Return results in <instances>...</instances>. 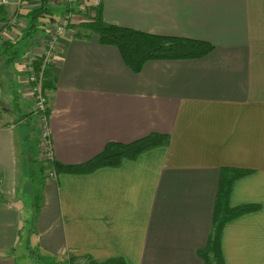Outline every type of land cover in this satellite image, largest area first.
<instances>
[{"label":"crops","instance_id":"obj_1","mask_svg":"<svg viewBox=\"0 0 264 264\" xmlns=\"http://www.w3.org/2000/svg\"><path fill=\"white\" fill-rule=\"evenodd\" d=\"M47 3L58 11L55 20L68 9L62 0ZM39 4L0 5L2 72L9 65L3 66V55L16 52L22 39L36 38L27 55L52 31L54 21L45 18L27 36V14ZM100 6L108 23L204 40L213 48L199 57L149 59L134 71L115 45L83 30L76 10L50 69L53 87L45 90L53 160L84 164L109 142L132 143L153 133L168 142L91 172L46 171L40 189L28 187L31 196L23 198L25 135L16 127L24 121H0V264H17L18 248L22 264L43 261L33 252L74 255L87 264L119 258L125 264H206L201 252L213 232L227 168L244 172L233 182L229 205L255 208L223 226L224 264H264V0H101ZM5 41L13 47L7 50ZM16 71L12 79L0 75V83L23 99L17 111L33 101L23 66Z\"/></svg>","mask_w":264,"mask_h":264},{"label":"trees","instance_id":"obj_2","mask_svg":"<svg viewBox=\"0 0 264 264\" xmlns=\"http://www.w3.org/2000/svg\"><path fill=\"white\" fill-rule=\"evenodd\" d=\"M39 6L32 8L27 16L29 18V27L27 36H34L37 30L47 18L55 20L53 10L48 6L47 0H39ZM101 6L97 8L95 17L80 22L84 31L97 33L99 40L103 44L115 45L121 52L127 65L134 71H139L144 63L149 59H182L199 57L212 50L213 44L204 40L181 38L175 36L157 35L142 30L106 22L101 14ZM81 36L80 33H78ZM8 45V46H7ZM7 50L13 45L5 41ZM16 52H14L15 54ZM14 59V56L10 59ZM9 60V61H10ZM50 69L45 71L44 89L53 87L50 80ZM7 110V108H4ZM48 115V109H47ZM30 117V116H27ZM167 135L153 133L149 136L132 143L109 142L105 149L90 161L79 165H65L56 160L42 161L40 171L73 172L86 173L91 172L101 166L119 165L124 159H135L144 151L166 144ZM44 163H48L45 165ZM244 172L234 168L222 170L221 181L216 196L215 215L213 222V232L209 237L206 248L201 252L206 264H224L222 254L221 232L225 223L240 214L254 209V206H241L232 208L229 204L230 193L235 179ZM36 259H43L45 256L32 253ZM74 258L75 256L72 255ZM46 259V257L44 258ZM47 259H54L55 264L66 262L64 257L50 256ZM46 259V260H47ZM47 264H52L47 262ZM91 264H125L123 259H113L105 263H98L91 259Z\"/></svg>","mask_w":264,"mask_h":264},{"label":"rangeland","instance_id":"obj_3","mask_svg":"<svg viewBox=\"0 0 264 264\" xmlns=\"http://www.w3.org/2000/svg\"><path fill=\"white\" fill-rule=\"evenodd\" d=\"M33 4V3H31ZM55 14L58 13V11L55 9ZM27 29V28H26ZM42 29V28H41ZM30 39V40H29ZM35 37L28 38L26 41L25 39H22V45H18L15 49L16 54L13 52L11 54L3 55L4 59L2 60L4 65L6 66L7 63H9L8 67L5 68V70L2 72L0 68V75H9L8 79H12L13 75H15L16 69H20V65L22 66V58L24 57L25 53L29 49L33 47ZM12 51V50H11ZM14 56V59L12 62H8ZM8 69V70H7ZM3 73V74H2ZM0 121L1 125H5L6 123L23 120L24 123L16 127V131L22 134L21 136L25 135L23 139H21V148H22V158H21V169L23 174L21 175V197L28 198L29 194L31 196V193L27 191V188L29 187L30 191H33V193L37 192L40 189V181L46 174V172L40 171L41 163L42 161H49L46 159L47 151L46 148L43 149L45 146L42 144H45V140L43 141V133H44V124L41 123L38 113L35 109V104L32 102V105H29L28 108L23 107L24 112L22 113L21 108L17 109V104H20L21 106H24L23 99H19L17 96L16 98L10 95V91L13 90L12 88H8L10 86L8 83H0ZM16 87V86H15ZM18 89V87H16ZM10 89V90H9ZM14 98L15 100L19 101V103L14 104ZM32 98V96H31ZM19 99V100H18ZM11 100V101H10ZM5 107H10L11 109L9 112L5 110ZM20 110V111H19ZM15 114H17V117H15ZM33 115V116H31ZM30 116V117H27ZM26 121V122H25ZM45 165H48V163H44ZM28 166V168H27ZM47 172H49V169H47ZM22 198V200H24ZM31 201V200H30ZM30 202L28 205V208H30ZM27 218V217H26ZM30 221V218H29ZM27 220V224L29 225L30 222ZM23 249L18 248L16 251V258H17V264H22L23 260L20 258L21 251ZM45 256V255H44ZM45 258V257H44ZM42 259L43 261H40L39 264H47V262H51L52 264H55L54 259H47L49 257H46V259ZM65 259H67L66 264H87L85 261L82 263L81 258L76 256L73 258L72 255L67 256ZM65 264V262L61 263Z\"/></svg>","mask_w":264,"mask_h":264},{"label":"built area","instance_id":"obj_4","mask_svg":"<svg viewBox=\"0 0 264 264\" xmlns=\"http://www.w3.org/2000/svg\"><path fill=\"white\" fill-rule=\"evenodd\" d=\"M9 1L10 0H0V5H7ZM62 1L66 4L68 9L61 17L54 21L52 31L46 34V37L41 41L42 46L25 55L22 62L23 71L30 84V93L32 101L35 104L36 112L42 121L41 123H45H43V141L45 140V144L42 145L45 146L43 149L46 148V159L49 161L53 160V150L48 128V98L47 92L44 89L45 71L51 69V66L55 61L61 37L68 34L71 29V24H74L77 21L76 19L78 16L76 15V10L82 14L81 22L95 17L97 14V8L101 5V0ZM15 22L16 18L12 20V23ZM54 172L55 171H50L51 174H54Z\"/></svg>","mask_w":264,"mask_h":264}]
</instances>
